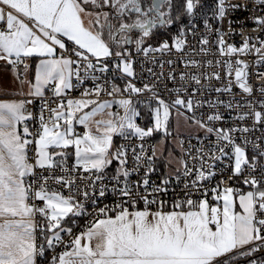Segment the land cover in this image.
I'll return each instance as SVG.
<instances>
[{
	"label": "snow or ice",
	"instance_id": "6c2138e0",
	"mask_svg": "<svg viewBox=\"0 0 264 264\" xmlns=\"http://www.w3.org/2000/svg\"><path fill=\"white\" fill-rule=\"evenodd\" d=\"M257 4L253 32L264 33V0H0V61L28 86L27 93L10 94L22 99H0V264H37L46 248L54 253L49 264H264V87L254 90L248 64L239 59L254 51L257 64L264 63V36L250 33L236 46L214 27L229 12ZM197 18L205 29L201 53L209 51L208 33H214L220 55L237 56L235 67L231 58L223 61L226 82L219 87L201 83L221 80L219 72L177 76L163 71L171 58H157L184 53L189 36L196 38ZM137 56L142 70L148 62L161 69L147 68L151 80L139 86ZM179 59L199 67L195 59ZM29 61L35 62L32 80ZM233 75L251 97L243 103L220 98L232 92ZM88 77L91 88L66 98ZM48 90L59 98L54 107L44 99ZM37 97L34 114L28 105ZM98 114L107 118L95 119ZM173 120L188 134L185 143L177 133L178 156L164 147ZM154 134L161 139L146 148ZM116 137L125 142L115 144ZM165 151L172 171L156 183L150 175ZM133 174L140 177L134 184ZM173 179L184 190L169 205L157 194L165 195ZM108 191L119 193V202L86 213L79 197L104 198ZM84 215L94 219L73 233L66 225Z\"/></svg>",
	"mask_w": 264,
	"mask_h": 264
},
{
	"label": "built area",
	"instance_id": "2783aa9c",
	"mask_svg": "<svg viewBox=\"0 0 264 264\" xmlns=\"http://www.w3.org/2000/svg\"><path fill=\"white\" fill-rule=\"evenodd\" d=\"M205 2L207 5H211L213 3V0H205ZM231 2L243 4L245 2V0H231ZM259 11H260V7L257 4L256 7H254V8L250 7L247 11L237 10L235 12H229V14L224 18V20L222 22L214 23V27L221 28V30L225 33L224 39L227 43H232V44H235L236 46H239L242 43L244 36H246L250 33L252 35L264 36V33L253 32V29H256L257 26L252 21L251 16H252V13H254V12L259 13ZM229 21H231V26H229ZM182 23L187 24L188 18L185 17L182 20ZM193 23H195L197 25L196 38H193L191 35L189 36L188 49H186V51L184 53H177V52L173 51L171 53H165L162 56L160 54H157V58L163 59V60H168L171 58L174 61L173 65L171 67H169L167 64H165L163 71L165 73H167L169 71H175L177 73V76L180 72H186V73H189V72L205 73L206 72L209 75H211L213 72H219L221 75V80H219V81H217L215 79H210V80H204L203 78L201 79V83H203V84L210 85L212 87H219L226 82L225 68L223 66V61L225 59L231 58L233 60V64L235 67L234 62H235V59L237 58V56H236V54H233L231 57H227V56L222 57L220 55V53L217 51L216 45L213 43L217 39L214 33H208L210 43L207 47L209 48V51L207 52V54L201 53L199 51L201 46L199 45L198 40H199L200 34L205 32L204 25H203V19L202 18L194 19ZM230 27H231V31L229 30ZM175 31H176V27H174L171 30V32H173V33ZM241 32H243L244 35H241ZM192 49H195V51H193ZM65 54L69 55L70 52L65 53ZM180 57H183L185 59H195V60L199 61L200 62L199 67H185L184 63L180 61V59H179ZM142 58H143L142 56L136 57V59H137L136 72H137L138 76L140 77V79L138 81H136L138 86L143 80H149V81L151 80V77L149 76V74L147 72V68L151 67V68H153V71L157 72V73H159L161 70L159 68L158 64L153 65L151 62L146 63L143 67V70H142L140 67V64H139V61ZM218 59L221 61L220 65H217L215 63V61ZM239 59L244 60L248 64V68L246 70L248 72L247 80H248V83L254 88V90H258L260 87H264V80L258 79V76L264 77V63L257 64V59H258L257 54L254 51L250 54L242 53V54H239ZM209 60L213 61V63L212 64L206 63ZM141 73H142V76H141ZM81 75H83V71H81ZM108 75L110 77L111 73H109ZM232 80H233L232 92L222 95L220 97L221 99L228 100V99H231L232 96H235L238 100H240L241 103H243V100L245 98H251V97H247V95L245 93H243L242 90H240L235 85L234 75H233ZM165 82L168 84L169 87L172 86L171 81L165 80ZM73 83H75V78H73ZM116 83L121 84L123 82L117 80ZM177 83H179L178 79H177ZM92 86H93V82H92L91 78L88 77V78H86L84 85L79 86L77 88H74L73 90H70L67 93L66 98H79L81 93L84 90V87L91 88ZM206 92H207V90H206ZM207 94L210 95L212 98H215L217 95L215 92H208ZM258 95H259V93L257 91H254L253 96H258ZM22 98H24V97H22V96L17 97V99H22ZM90 98L95 99L94 96L90 97ZM100 98L101 99H107L108 97L102 93ZM33 99H34V103L28 105V109L30 111H33L34 114H36L39 111L40 98L37 97V98H33ZM44 99L49 101L50 106H52V107H54L59 102V98L54 97L51 90H48L45 92ZM114 110H115V107H114ZM221 111H223V109H221ZM30 126H31V122H30ZM76 130L78 132H82L83 128L79 125H76ZM182 138L185 140V143H187L188 134L183 135ZM124 142L125 141H122L118 137L115 138V144H117V145L120 143H124ZM132 143H136V141L133 140ZM193 143H195L194 139H193ZM151 144H155L154 137L145 142V147L147 148L148 145H151ZM132 166L133 165H132V162L130 159L129 160V167H132ZM115 167L116 166H113V165L108 167L105 174L108 176L113 175L114 171H115ZM155 167L157 170L150 175V180L154 181L156 183H159L160 179L163 177V174L166 171H172L171 168L165 167V159L164 158L158 159L156 161ZM139 179H140V177L136 176L135 174H133L130 177V181L133 184ZM217 179H219V177H217ZM84 183H87V180H85ZM105 183H107V181ZM226 183H229V182L226 181ZM237 186H240L239 182H237ZM168 189L169 190L167 191V193L165 195L157 194V197L159 199H163V200L168 201V203L170 205L174 197L181 196L183 194V190H184L183 189V183L177 184L175 179H173L172 183L170 185H168ZM150 191H151V185L149 186V192ZM67 194H68L67 191H65V195H67ZM140 195L141 196L144 195L143 187L140 188ZM79 199L81 200L82 203H84L86 213H95L96 208L103 207L105 205L112 206L115 203H118L119 200L121 199V197H120L119 193H113L111 191H108V192H106L104 198L96 199V197L93 196L88 200H84L82 197H79ZM94 199L96 200V206L95 207H94L93 202H92ZM137 203H138V207L143 206L142 201H138ZM72 219H74L76 221V223L71 224V222H70L67 226L72 227L73 233H77L85 226L86 222L94 219V216L84 215L81 217H72ZM35 220L38 224L43 223V220L40 216L35 217ZM37 237H38L37 243H41L42 241L39 239V232H37ZM71 238L72 237H69L67 235H65V237H64V239L66 241L70 240ZM60 250H61L60 248H57L56 252H59ZM53 254L54 253L52 250H48L46 248L45 257L44 258H38L37 264H49V261H50L51 256Z\"/></svg>",
	"mask_w": 264,
	"mask_h": 264
},
{
	"label": "crops",
	"instance_id": "0c3cea01",
	"mask_svg": "<svg viewBox=\"0 0 264 264\" xmlns=\"http://www.w3.org/2000/svg\"><path fill=\"white\" fill-rule=\"evenodd\" d=\"M5 11H7V9H5ZM2 26L3 25L0 24V27ZM29 63L32 65V67H30L28 70L27 78L32 80L34 78L35 62L29 61ZM20 78L24 79L23 76ZM20 91L27 93V84L21 85L16 79V73H14L10 67H6L2 61H0V99H17L19 96L10 94ZM3 93H9V95H4Z\"/></svg>",
	"mask_w": 264,
	"mask_h": 264
},
{
	"label": "rangeland",
	"instance_id": "374dc122",
	"mask_svg": "<svg viewBox=\"0 0 264 264\" xmlns=\"http://www.w3.org/2000/svg\"><path fill=\"white\" fill-rule=\"evenodd\" d=\"M114 107L115 106H113V111H114ZM102 118L103 119H106L107 116L106 115L105 116H101V115L98 114L95 117V119H102ZM171 130H172V136H170V137L167 138L164 147H165V149H173L174 150V155H177L178 156L179 155V152H178V150H175L174 141L178 138V136H177V133L178 132L181 134V136L187 135V127L184 126L183 124H181V126L179 128H177L176 121L173 120L172 129ZM153 137H154V140H155V144L161 139V135L154 134ZM114 143H115V138H114ZM167 156H168V152L165 151L163 158L166 159ZM113 166H116L115 163H113Z\"/></svg>",
	"mask_w": 264,
	"mask_h": 264
},
{
	"label": "trees",
	"instance_id": "16d2710c",
	"mask_svg": "<svg viewBox=\"0 0 264 264\" xmlns=\"http://www.w3.org/2000/svg\"><path fill=\"white\" fill-rule=\"evenodd\" d=\"M184 18H185V17H184ZM184 18H183V19H184ZM173 28H174V27H172L171 30H172ZM156 39H158V37H154L152 42L155 43ZM31 62H33V61H31ZM240 264H246V261H241Z\"/></svg>",
	"mask_w": 264,
	"mask_h": 264
}]
</instances>
